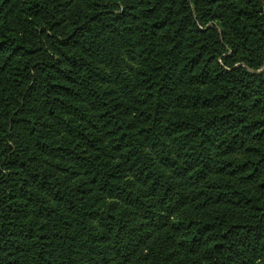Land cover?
Masks as SVG:
<instances>
[{"label": "trees", "instance_id": "16d2710c", "mask_svg": "<svg viewBox=\"0 0 264 264\" xmlns=\"http://www.w3.org/2000/svg\"><path fill=\"white\" fill-rule=\"evenodd\" d=\"M0 264H264V0H0Z\"/></svg>", "mask_w": 264, "mask_h": 264}]
</instances>
